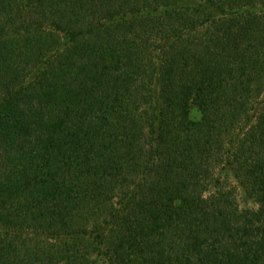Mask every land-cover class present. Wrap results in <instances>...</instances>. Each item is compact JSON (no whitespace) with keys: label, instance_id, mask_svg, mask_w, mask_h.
Returning <instances> with one entry per match:
<instances>
[{"label":"trees","instance_id":"trees-1","mask_svg":"<svg viewBox=\"0 0 264 264\" xmlns=\"http://www.w3.org/2000/svg\"><path fill=\"white\" fill-rule=\"evenodd\" d=\"M0 264H264V0H0Z\"/></svg>","mask_w":264,"mask_h":264}]
</instances>
